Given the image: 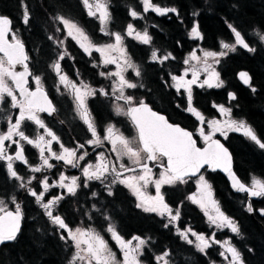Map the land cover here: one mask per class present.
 <instances>
[{
  "label": "flooded vegetation",
  "instance_id": "flooded-vegetation-1",
  "mask_svg": "<svg viewBox=\"0 0 264 264\" xmlns=\"http://www.w3.org/2000/svg\"><path fill=\"white\" fill-rule=\"evenodd\" d=\"M80 1L81 3L74 6V10L79 13L76 15H80L83 20L77 21L74 18L75 16H71L70 14L61 15L74 20L85 31V33L89 35V37L95 44H108L109 36L101 32L99 19H92V21L97 22V28L93 31L91 28L92 17L88 15V9L84 5L83 0ZM154 4L162 8H174V6L171 5L158 3ZM137 6L138 8H136V10L141 14L142 18L133 19L129 15L128 11L127 16H129L131 19L126 22L124 21V24H122V26L119 25L122 30L116 31L112 27H110L111 20H109L107 24V31L120 33L122 36H124L122 48L125 50L126 56L131 58V61L138 66V69L140 71V76H136L132 69H128L126 72H124V75L128 80L137 84L136 88H125V95L132 96L134 99V104L143 100L144 103H146L154 112L164 116L169 123L178 125L181 128L191 132L193 134V139H195L197 142L198 147H202L206 143L203 137L200 136V129L202 128L205 133H212V128L208 123L209 121H219L220 125L223 127L226 121L242 120L247 125L251 126L257 136L262 141H264V131L260 129L261 127L264 128V126H262L264 125V117L257 116L258 121L257 119L255 120L253 118L252 121L249 116L244 117L241 114L238 104L239 100L242 101V96H240L235 91V89H227V81L224 79V82L221 76L223 67L222 61L224 59H229L230 57L250 58L257 51H260L259 54H261L262 51H264V40H261L260 36L264 35V33L253 28L246 30L245 33H242L240 31L246 43H248L251 48H254L255 51L251 52L247 49H244L243 47L237 46L235 51H229L227 55L219 56L216 59L215 64H210L207 61V65L210 66V69L215 70V72L219 74V79L223 81V86H201L203 81L208 76V73L204 70L205 58L193 61L188 60L189 63L185 64V60H187L186 56H191L195 52L196 56L199 57L202 50L212 52L227 51L221 48V41L229 44H233L235 42L233 33L231 32V29L228 28V25L227 28L229 29L228 31L230 33L229 37L222 36L220 32L219 34H215L211 38H209L204 34L203 21L201 25L199 19L196 18V12L195 15L194 13L188 14V16L192 18L189 19L188 25H186L187 23H183L182 26L180 25V29H177L175 23L178 22L173 20L176 12H169L165 15H159L152 10L144 12L142 3ZM111 8L112 5L107 4V11L109 13ZM129 23L133 24L136 32L143 33L145 30H147L149 36L151 37L150 43L144 44L139 39L137 40L135 38V32L130 36L125 34V29L127 28V25ZM162 26L165 29L168 28L171 31L170 33L172 35L167 34ZM193 26L198 27V30L200 32L199 37L192 38V36H190ZM57 28H60L61 31L58 32ZM95 31L99 34L98 36H100L99 40L98 38L95 39L96 37L93 36V33ZM54 33V35L43 36L44 43L38 46L39 49H46V52L39 53L33 51V45L31 47H26L23 44L25 53L29 57L27 61L29 71L34 75L41 76L43 89L48 94L49 99L53 102L57 109V111L53 115H48L47 113H38L39 117L43 120L45 125L50 128L59 138V143H57L56 141L52 142V150L56 153H60L62 151L60 146L61 144H63L64 147L70 149L77 148V145L79 144H84V148L78 149V154L85 152L87 153L85 159L79 161V164L81 166L85 164H96L97 154L100 152H104L110 161H114L115 154L110 151L111 145L109 142L103 141L102 146L87 145L85 143L87 140L92 139L91 133L88 131L86 124L77 116L71 93L69 91H66L63 85H59L60 91H57L59 80L52 65L58 59L59 54L67 50L70 55L66 56L63 60L60 61L62 73L66 74L69 77L70 81H73L77 84H79L80 81H83L94 89L103 88L108 93L107 96L97 94L95 96L89 97L87 100V106L91 114V118L95 122L96 130L100 137L102 138L104 136L105 130L110 125H114L116 130H118L125 137L134 142V146H138V144L135 143L138 133L132 120L127 115L117 114L115 110L117 105H121L125 109L130 106L125 104L123 100L117 101L114 94L112 93L113 81L117 80L118 78L102 76L100 74L101 72L112 73L118 71L117 63H119L123 67L125 57H121L122 53H118V51H105L104 58H115L117 63L104 65L102 63L103 58L101 57V54L99 52L93 51L91 55H88L79 47L76 41L72 40L70 37H67L66 30H64L63 25L58 20ZM177 33H180V35L177 36ZM50 36L53 39H49ZM59 40H64V44H58L57 41ZM153 51H156L158 57L165 56L171 53L172 58H169L168 60H165L163 62L153 61L151 58ZM111 66L115 67L116 70H114ZM186 69L187 74H185ZM239 71H244L248 74L249 84H242L237 79V73ZM193 72L198 73V80L197 83L191 84L190 86L178 88L177 82L172 80L173 75H183L185 81L192 80ZM231 72H233V79L237 84L236 88L239 87L246 90L249 93L247 95L250 98L253 97L254 93H256V89L251 85V76L249 74V71L245 67L239 66L235 67L233 70H231ZM28 80L29 83L27 86L29 87V89L35 90L36 85L31 80V77H28ZM8 81L11 88H13L10 79ZM70 87L71 85L69 84V88ZM189 88L191 91L192 106L202 115L203 122H201V120H199L192 112L187 111L189 103ZM253 88L255 89V91L252 90ZM229 93H233L235 99H230ZM15 94L19 98L18 93L15 92ZM113 103H116V106L113 107ZM221 105L226 109H231V112L222 113L221 111H219L218 106ZM259 108L261 113L264 114V102L261 103ZM18 114L19 110L11 107V98L5 96L4 102L0 103V132H7L9 117L15 118ZM251 122L258 123L259 129L257 127L256 130L255 127L250 124ZM22 128L25 133L32 139H35L38 135H45V140L50 139V137H47L43 132V129L39 128L32 121H25L22 125ZM225 131H227V136L222 135L221 132H214L212 133V139L220 141L228 149L232 160V170L241 181V183H244L247 187H251L253 178L264 181V164L263 166L259 165L257 167L253 166L242 168L241 164L239 163V160H242V162L244 160L243 157L241 159V156H250L253 160L257 158L261 161H264V149H261L255 142L246 137L242 131H228L226 128ZM13 139L19 138L13 137ZM9 144H11V147L7 149V154L14 157L17 147L15 144H12L11 141H5L6 146ZM228 145L231 146V149H229ZM42 146L45 147V156H48L49 153L47 151L46 145L42 144ZM233 152H235V154H233ZM24 156L28 161L27 164L15 159L12 161L13 167L18 172V175L23 177L25 180L27 178L31 180V184L26 183L27 187L24 188L18 187V183L22 180H16L9 177L6 168L7 161L0 160V164L3 166L6 172L5 174L8 181H6V186L8 185L7 192H2V194L7 193V200H11L12 202V204H8V207L6 209H10L12 208L13 204L18 203L22 212L21 199L25 196L29 200L30 204L32 203L33 205L37 206L41 213L50 222L51 219L45 214V210L41 207V204L37 203L35 197L30 195L28 191V188H31L37 193L43 191L41 181L47 178L49 185L55 186H50L44 193L42 203H46L48 200H51L55 197L63 196L64 198L53 207L52 211L53 215H60L64 219L65 223L66 221H68L70 225L71 220L78 221L85 212L91 213V202L97 204L96 202L97 198L99 197L98 195H104L107 198L111 197V199L116 198L115 201L119 199L118 201H120L121 203L124 200V196L125 201L129 202L132 205L133 209L139 211V213L154 214L155 216H157L154 212H147L139 209L136 206L138 199L137 196L134 195L132 191L124 184L116 183L112 185L111 192L112 194L114 192H117L121 194L125 193L126 195L123 194V196L119 195L117 197L112 196V194L109 195L105 191V182L109 183L112 179L111 176H109L104 183H101L100 180L95 179L87 181L88 186L84 187L83 185L85 183V179L82 175L81 167H72L70 165L64 164L63 161L50 159L49 163L53 164L54 167H52L51 169L43 168L41 172H32L30 171L29 166H37L42 164L39 149L25 143ZM123 162L130 167L133 166L129 163L127 157H123ZM149 167H151L152 169L151 179L149 183L142 188V191L144 192L145 197H155V184L150 185V183L155 179L153 176L160 171L163 172L164 168L159 166V162H149ZM215 172L223 178L224 182L226 183L227 189L233 194V196H235L234 199L230 200L223 198L220 191L216 192L213 186L214 181L212 180V174ZM239 172H242V174H239ZM255 172H258L259 174ZM61 173H63L65 177L69 178L79 177L78 184L80 185V187L77 188L75 195L68 194L66 188H61L59 186ZM134 174L136 173H125V175ZM200 175H203L208 185H210L211 199L216 201L219 209L222 212L223 200L234 212L237 211L236 207L239 206L241 207L240 209L244 213H246V216L262 229V226H264L262 225L263 223L256 220L255 216L259 219H262V217L264 216V212L259 213V210H264V196H255L254 198H250L249 203L252 211H247V209L245 208V192H232L228 187L227 181L220 173H218L217 171H211L206 167H203L197 175L193 177H184V183L176 182L174 184L161 185L160 192L164 197V202L168 205L169 209H171L172 215H175L176 212L179 211L178 219L173 220L172 225H168V227L171 228V233H169L171 236L174 235L178 238L179 241L186 243L174 233L175 229L183 231L184 228L188 227L197 231V233H209V227L205 222L203 223V221L209 220V215H217L213 207L210 204H207L206 207L203 208V213L201 209L199 210L196 207V204L194 202L184 201L186 195H192L202 188L198 185L199 180L197 181ZM68 182L69 181L67 180L65 181V183ZM16 188H18L20 192L17 193ZM92 193H96V195L93 196ZM16 195H18V197ZM0 197L4 198V196L1 195ZM13 198L15 199V203H13ZM200 199L201 195L197 196V200L200 201ZM206 212L208 213L207 215ZM96 215L100 216V213L92 212L93 223H91L90 221V225L87 226L88 229H91V224L96 223L94 222L96 220ZM182 215L186 216L183 217V221L185 219L186 222L184 224H181V228H179L178 220ZM224 215L227 216L226 214ZM236 215L237 213H235L234 216ZM234 216L227 217L234 221L238 226L237 222L234 219ZM157 217L161 220L162 226L164 228H167L165 227L164 218L169 217V214L165 212L164 215ZM101 218L102 217L100 216L99 219ZM187 220L189 221V223H187ZM77 225L78 223L72 227L68 225V227L74 230V227ZM54 226L58 231H63L65 234H68L65 230L60 229L57 225ZM77 228L83 229L80 226L75 227V229ZM125 235L126 234H122L121 236L126 241L133 240V237H139L136 234H131L129 236ZM216 236L217 239L215 238V241H217L218 243H213L210 247L206 248L203 253L200 252L205 258H211L209 251L214 250L216 255L214 258H212L213 260H210V262L219 263L221 261L220 252L224 251L227 247V245L222 246V243L224 241H229L231 246L235 247L240 252V254L242 253L241 247L239 246V242L241 239L240 232L237 234L233 233L232 231L227 232L226 230H223L221 235L216 234ZM222 237H224V239H222ZM144 239L146 241V246L144 247V253L140 256L142 259H140V261L145 262V264H156L155 256L162 255L164 252H151L147 249V239ZM194 239L197 240L196 236L194 237ZM198 242L200 243V241ZM237 242L238 244H236ZM186 244L192 245L191 243ZM219 244L221 245L220 249L218 246ZM192 247L196 251H198L193 245ZM164 249L168 252L166 248ZM146 253H148V255L145 256ZM226 257L231 260L230 253L227 252Z\"/></svg>",
  "mask_w": 264,
  "mask_h": 264
},
{
  "label": "snow or ice",
  "instance_id": "snow-or-ice-1",
  "mask_svg": "<svg viewBox=\"0 0 264 264\" xmlns=\"http://www.w3.org/2000/svg\"><path fill=\"white\" fill-rule=\"evenodd\" d=\"M143 4L144 12L149 10L155 11L159 15H165L169 12L175 13L176 8H162L151 0H141ZM84 5L88 9V15L91 17H96L99 13L98 19L101 25V32L114 38L115 43H109L105 45H97L88 34L71 18H66L63 15L55 17L66 30L67 37L76 41L79 47L88 55H91L93 51L99 52L101 54L102 63L104 65L110 63H117L115 58H104L105 51H116L117 48L121 53H125L122 47H119L123 43L124 36L120 33H113L107 31V24L110 20V13L107 11L106 0H96L94 5L95 11H93V4L89 3V0H83ZM129 15L133 19L142 18L141 14L135 10L130 9ZM195 15V13H194ZM30 16L25 6L23 13V22L27 24L29 22ZM11 21L8 17L0 15V103H3L5 96L11 98V107L19 110V114L15 117H9L8 119V129L7 132H0V160L7 161L6 168L10 178L16 180H23V177L18 175V172L14 169L12 161L18 160L25 164L28 163L24 156V144L32 145L39 149L40 158L42 161L41 165L29 166L32 172H41L43 168L51 169L54 167L53 164L49 163L50 159H55L56 161H63L64 164L70 165L72 167H81L82 175L85 179L84 187H87V181L90 180H100L104 183L109 176L112 177L111 182L105 186L108 188V194L111 195V185L120 183L128 187L134 195L137 196L138 200L141 202L137 204V207H143L144 211L158 212L160 215H164L165 212L169 214L170 222L177 220L179 217V211L175 215H172L171 209L164 202V197L160 192L162 184H174L176 182L184 183V177L195 176L204 165L209 167L222 168L226 171L233 181V187L238 191L248 192L250 196H264V181L257 180L253 178L251 187H246L244 183H241L239 179L231 172V156L227 150L219 141L212 139V133L221 132L222 135L227 136V131H242L243 134L248 137L251 141L255 142L261 149H264V141H262L251 126L247 125L244 121L229 120L226 121L224 126L220 125L219 121H209V126L212 128V133H205L204 130L200 129V136L203 137L206 142V147L200 148L197 146V142L193 139V134L178 125L169 123L168 120L158 113L154 112L143 100L134 104V99L132 96L125 95L124 89L136 88L137 84L128 80L124 72L128 69H132L136 76H140V71L138 66L131 61L130 57L125 54L124 66L122 67L117 63L118 71L112 73L101 72L102 76L116 77L117 80L113 81L112 93L117 101L123 100L125 104L130 105L126 109L121 105H117L115 110L117 114H124L130 117L135 128L137 129V140L134 146V142L129 138L125 137L122 133L115 129L114 125H110L106 130L104 136L101 138L98 134L95 126L94 120L91 118L87 106V100L91 96L97 94L107 96L108 93L103 89H94L87 83L80 81L79 84L70 81L66 74L62 73L60 61L66 56H69L67 50L61 52L58 56L56 62L52 65L54 71L56 72L59 80L57 86V91H60V86L63 85L66 91H69L72 95L75 110L77 116L86 124L88 131L91 133L92 139L87 140L85 143L87 145L102 146L103 141H107L111 145L110 151L115 154V160L110 161L104 152L97 154L96 164H85L81 166L79 161L84 160L87 153L78 154V149L84 148V144L77 145V148H66L61 144L62 151L56 153L52 150V142L56 141L59 143V138L56 134L48 128L43 120L39 117L38 113H47L48 115H53L57 109L53 102L49 99L48 94L44 91L42 85V78L40 75H34L29 71L27 61L29 59L28 55L24 51L23 43L18 39L15 33L12 32L10 27ZM228 28L234 36V43L229 44L221 41V48L227 51L204 52L205 57V71L208 73L207 78L203 81L201 86L207 85L208 87H222L223 81L219 79V74L215 70L210 69L207 65L208 57H219L225 56L229 51H235L237 46L243 47L248 51L254 52L255 49L251 48L248 43H246L241 32L237 30L232 24H228ZM57 31H61L57 28ZM135 32V38L139 39L144 44H149L151 37L149 36L147 30L143 33L136 32L132 23L127 25V35H133ZM9 33H11V42L7 38ZM190 36L196 38L200 36V32L197 26H193L191 29ZM261 40H264V35L260 36ZM49 39H53L51 36ZM58 44L63 45L64 40L57 41ZM152 60L163 62L171 57V53L165 56L158 57L156 51L152 52ZM193 60H199L195 52L190 57ZM189 61L185 60V64ZM16 65H22L23 71H15ZM187 74V69L185 70ZM28 77L35 83V90H30L27 86L29 83ZM241 79L245 84H249V78L247 73H240ZM11 80L15 84V90L19 92V98L15 94L13 88H11L7 80ZM172 80L177 82V87H187L191 84L197 83L198 73L193 72V79L189 81L184 80V76H172ZM69 84L71 87L69 88ZM255 91V89H252ZM188 108L187 111L192 112L201 122H203L202 115L192 106L191 103V91L188 89ZM230 99H235L233 93H229ZM219 111L222 113H230L231 109H226L222 105L218 106ZM25 121L34 122L39 128L43 129V132L49 140H45V135H38L35 139L30 138L22 128ZM13 137H18L19 139H13ZM5 141H11L15 144L17 150L15 156L7 154V149L11 147V144L5 145ZM49 153L45 156V147ZM123 157H127L128 161L132 167L126 165L123 162ZM166 161V162H165ZM149 162L156 163L159 162V166L164 168L161 172L160 178L153 181L156 187L155 197H145L142 188L146 186L151 179L152 169L149 167ZM125 173H136L134 175H125ZM69 181L65 183V181ZM79 177H65L61 173L59 186L61 188H66L67 193L70 195H75L77 188L80 187L78 184ZM28 184H31V180H28ZM43 191L37 193L36 191L28 188L29 194L34 196L37 203L41 204V207L45 210V214L51 219L54 225H57L60 229L65 230L68 235H61V239L68 241L71 240L73 246L77 249L74 253L72 260L69 264H76L77 261H83L84 264H140L138 255L141 254L140 250L142 246L146 244L144 239L140 237H133L136 240L135 245L132 244V240H124V238L119 234L115 226L111 223L107 226V231L111 234L112 238L117 242L121 251L123 252V261L117 262L115 253L109 248L107 241L104 237L96 232L94 229H80L77 228L72 230L65 223L64 219L60 215H53V207L59 203L64 197L59 196L46 203H42L44 198V193L48 190L50 186L47 178L41 181ZM199 186H202L206 191L202 192L201 200L196 201L194 197H190L193 202H199L202 208H205L207 204H210L215 212L216 216L209 215V220L212 224L216 225L218 228L223 227L225 224L231 229L233 233H239V228L234 221L229 217L225 216L224 213L219 209L215 200L211 199L210 185H208L203 175L199 176ZM20 187H27L26 184L21 183ZM93 196L96 193H92ZM3 201L0 200V212L4 215L0 216V244L5 242L14 241L20 231V220L22 218V212L19 204L16 206L15 212H10L3 207ZM13 203L15 199L13 198ZM248 211H252L251 206H249ZM264 212V210H262ZM208 213L206 212V215ZM109 219V217H105ZM219 221V223H218ZM165 227H168L166 224ZM190 229L180 231L178 233L181 235L182 239H187V233ZM196 236L200 243L197 244V248L200 251H204L206 248L210 247L209 240L213 243H218L215 241L214 237L205 238L201 234L192 233ZM188 243H192L188 240ZM223 245H227L226 251L231 254L230 264H243L240 252L231 244L229 241H224ZM169 253L165 251L162 255L156 257L157 264H168L166 257ZM221 256H224V252H221Z\"/></svg>",
  "mask_w": 264,
  "mask_h": 264
},
{
  "label": "trees",
  "instance_id": "trees-1",
  "mask_svg": "<svg viewBox=\"0 0 264 264\" xmlns=\"http://www.w3.org/2000/svg\"><path fill=\"white\" fill-rule=\"evenodd\" d=\"M151 2L171 5L177 9L173 18L179 23H175L177 29H180V25L182 26L183 23L188 25L189 19H192L188 14L196 12V18L199 19L201 25L203 21L204 34L209 38L220 32L222 36L229 37L228 24H232L242 33L252 28L264 33V0H151ZM79 3H81L80 0H0V14L10 19L12 32L26 47L33 45V51L43 53L46 52V49H39L38 46L44 43L43 36L55 34L54 31L57 25L55 17L61 14H70L75 16L74 18L77 21L83 20L80 15H76L79 13L74 10V6ZM106 3L112 5L110 9V27L119 31L122 30L119 25L122 26L124 21L131 19L127 16V12L130 9L136 10L141 0H106ZM25 6L30 16L27 24L23 22ZM92 19L91 28L94 31L97 28V22L92 21ZM163 29L167 34L172 35L168 28L163 27ZM98 35L96 31L93 33L95 39L98 38L99 40L100 36ZM176 35L178 36L180 33ZM9 36H11V33H9ZM259 52L257 51L250 58L230 57L222 61L221 76L223 81L224 79L227 81V89H235L242 96V101L239 100L238 103L241 114L244 117L249 116L252 121L253 119L258 121L259 116L264 117L259 108L261 103L264 102V51L261 54ZM239 66L245 67L249 71L251 85L256 89V93L251 98L247 95L249 93L246 90L236 88L237 84L233 79L231 70ZM250 124L257 130L258 123L251 122ZM260 129L264 131L263 127ZM228 147L231 149V146L228 145ZM242 157L244 158L243 162L239 160L242 168L263 166L264 164V161L257 158L253 160L250 156H241V159ZM5 173L3 166L0 164V195L7 198V193L2 194V192H7L8 189ZM239 174H242V172H239ZM212 175L216 192L220 191L223 198L234 199L235 196L227 189L223 178L216 172ZM16 191L17 193L20 192L18 188H16ZM123 194L114 192L112 196H123ZM16 196L18 197V195ZM98 196L96 203L101 208L98 213H100V216L106 213L109 216L108 223H112L119 234H126L125 236L136 234L139 237L146 238L147 249L153 253L165 252L164 248H166L169 253L170 264H209L210 260L215 257L214 250L209 251L211 258H205L192 245L179 241L174 235L171 236L169 234L171 228H164L157 216L139 213V211L133 209L129 202L125 201L124 196L122 203L118 201L119 199L115 201L116 198L111 199V197L107 198L104 195ZM222 204L223 212L227 216L233 217L237 213L234 219L238 224L241 236L239 246L242 250L241 259L243 263L264 264V226L261 229L249 219L246 213L240 209L238 203V207L235 206L236 212L230 209L224 200ZM21 207L20 231L14 241L0 246V264H69L72 253L71 243L60 238L61 235L66 236V234L63 231H58L55 226H51L37 206L30 204L25 196L21 199ZM100 216L96 215V223L98 221L102 223L103 219H99ZM184 216L182 215L178 220L179 228H181V224L186 222L185 219L183 221ZM255 219L261 221L264 225V216L262 219L255 216ZM66 223L70 227L76 224L74 221H70L71 225L68 221ZM187 223H189L188 220Z\"/></svg>",
  "mask_w": 264,
  "mask_h": 264
},
{
  "label": "rangeland",
  "instance_id": "rangeland-1",
  "mask_svg": "<svg viewBox=\"0 0 264 264\" xmlns=\"http://www.w3.org/2000/svg\"><path fill=\"white\" fill-rule=\"evenodd\" d=\"M89 3H91V4H93V11H95V7H94V5H95V3H96V0H89ZM142 3V2H141ZM98 15H99V13H97V16L96 17H92V18H94V19H96V20H98ZM127 33V28L125 29V34ZM130 36V35H129ZM137 39V38H136ZM138 40V39H137ZM108 42L109 43H115V41H114V38H112V37H110L109 36V40H108ZM108 43V44H109ZM97 45H103L102 43L101 44H97ZM105 45V44H104ZM119 47H122V45L121 46H119ZM106 51H108V50H106ZM116 51H118V53H121V51L119 50V48H117V50ZM115 51V52H116ZM110 52H112V51H110ZM204 52H206V51H201V55L199 56V59H203V58H205L204 56H203V54H204ZM121 57H125V53H123V55L121 54ZM191 56L190 55H187L186 56V59L187 60H189V61H193V59H191L190 58ZM218 57H216V58H213V57H208L207 58V61L211 64V63H214L215 64V62H216V59H217ZM213 64V65H214ZM111 67H113V66H111ZM113 69L114 70H116V68L115 67H113ZM7 83H8V85L10 86V84H9V81L7 80ZM11 87V86H10ZM114 106H116V103H113V107ZM161 172L162 171H160V172H158V173H156L153 177L155 178L153 181H155V180H157V179H159L160 178V174H161ZM28 178L25 180L24 178H23V180L22 181H20L19 183H18V187L19 188H22V187H20V184L21 183H24V184H26L27 182H28ZM199 180V177H198V179H197V181ZM105 182V181H104ZM111 182V181H110ZM109 182V183H110ZM106 184H109V183H107V182H105ZM112 185H114V184H112ZM111 185V186H112ZM150 185H154V182H151L150 183ZM202 187V186H201ZM204 190L205 189H203V187L201 188V189H199L197 192H195L194 194H192V195H186L185 196V199H184V201H191V202H193V200L192 199H190V197H194L195 199H196V201H198L197 200V196H199V195H201L202 196V192H204ZM105 191L108 193V188L107 187H105ZM130 191V190H129ZM131 194V193H130ZM0 200H2L4 203H3V207H5V209L8 207V204H12V202H11V200H7V198H1L0 197ZM201 200V199H200ZM141 201L140 200H138L137 199V203H136V206H137V204L138 203H140ZM195 204H196V207L200 210H202L203 211V208L200 206V203L199 202H194ZM139 209H141V210H143L144 211V208L143 207H138ZM100 206L99 205H97V204H95V203H92L91 202V213H89V212H85L83 215H82V217H80V219L78 220V221H76V220H71V221H74V222H76V224L78 223V225L77 226H80V227H82L83 229H88L87 228V226H89L90 225V221H91V223H93L92 222V220H93V218H92V212H98V211H100ZM148 212V211H147ZM157 216H161L158 212H154ZM203 213H204V211H203ZM101 219H103V221H102V223H101V221H98V223H94V224H91V229H94L96 232H98V233H100L103 237H104V239L107 241V243H108V246H109V248L112 250V252L113 253H115V256H116V260H117V262H122L123 261V252L121 251V248L119 247V245L117 244V242L112 238V236H111V234L106 230L107 229V226H108V219H105V217H109V216H107L106 214H102L101 215ZM204 217H205V215H204ZM164 220H165V225L167 224V225H172V221L170 222V217H165L164 218ZM84 222H86V223H84ZM94 222H96V220L94 221ZM206 223L207 225H208V227H209V233L208 234H205V233H197V231H195V230H193V229H191V228H188V227H186V228H184V230H187V229H190L191 231L190 232H188L187 233V239H182L181 238V235L178 233V229H175V234L176 235H178V237L183 241H185L186 243H188V240H191L192 241V245L199 251V252H201V253H203L202 251H200L198 248H197V244L199 243L197 240H195L194 239V235H192V233H197V234H201V235H203L205 238H208V237H214V239L216 238L217 239V236H216V234H220L221 235V233H222V231L223 230H226L227 232H230L231 230L229 229V227L225 224L223 227H220V228H218L216 225H214V224H212L209 220H204L203 221V223ZM218 223H219V221H218ZM112 224V223H111ZM50 225L51 226H54V224L50 221ZM77 226H75V227H77ZM75 227H74V230H75ZM230 231H229V230ZM183 230V231H184ZM68 234H66V236H67ZM141 239H144V238H141ZM222 239H224V237H222ZM145 240V239H144ZM70 243H71V249H72V253H71V255H70V258H69V262L72 260V257H73V255H74V253L77 251V249L73 246V243H72V241L71 240H68ZM137 243V241L136 240H132V244L133 245H135ZM209 243H210V246L213 244V242L211 241V240H209ZM146 246V244L144 245V246H142V248H141V250H140V252H141V254H139L138 255V259H139V261H140V259H141V255L144 253V247ZM219 246V249L221 248V245L219 244L218 245ZM218 252H219V250H218ZM222 252H224V256H221V261L219 262V263H215V262H210L209 264H230V261L231 260H229L227 257H226V255H227V252H226V250H224V251H222ZM155 255V254H154ZM154 255H153V258H154ZM220 255H221V252H220ZM157 256H159V255H156L155 256V263L157 264V260H156V257ZM166 259H167V261H168V264H169V259H168V257H166ZM142 260V259H141ZM145 264V262H143V261H140V264ZM76 264H84V262L83 261H77L76 262ZM161 264H162V262H161Z\"/></svg>",
  "mask_w": 264,
  "mask_h": 264
},
{
  "label": "water",
  "instance_id": "water-1",
  "mask_svg": "<svg viewBox=\"0 0 264 264\" xmlns=\"http://www.w3.org/2000/svg\"><path fill=\"white\" fill-rule=\"evenodd\" d=\"M0 15H2V14H0ZM2 16H5V15H2ZM7 17V16H6ZM10 27H11V25H10ZM8 39H9V41L11 42V36H9L8 35V37H7ZM24 51H25V49H24ZM24 69H23V66L22 65H16V67H15V71H23ZM242 72H244V71H239L238 73H237V79L242 83V84H245L244 83V81L241 79V77H240V73H242ZM244 73H246V72H244ZM11 81V80H10ZM11 83H12V85H13V89L15 90V84L11 81ZM15 92H17L18 93V95H19V92H18V90H15ZM175 125V124H174ZM213 140H216V139H213ZM218 141V140H217ZM220 142V141H219ZM221 143V142H220ZM222 144V143H221ZM223 145V144H222ZM207 145H206V143L202 146V147H200V148H204V147H206ZM224 146V145H223ZM225 147V146H224ZM226 148V147H225ZM228 150V149H227ZM229 152V151H228ZM230 154V153H229ZM166 162V161H165ZM203 167H206L207 169H209V170H211V171H217L218 173H220L224 178H225V180L227 181V184H228V187H229V189L232 191V192H244V191H238L236 188H234L233 187V181H232V179H230V177H229V175H228V173L226 172V171H224L222 168H215V169H213L212 167H209L208 165H204ZM202 167V168H203ZM201 168V169H202ZM200 169V170H201ZM231 172L235 175V177L238 179V177L236 176V174L233 172V170H232V160H231ZM199 173V172H198ZM197 173V174H198ZM196 174V175H197ZM191 177H193V176H191ZM247 187V186H246ZM245 194H246V201H245V208L247 209V211H248V208H249V206H250V203H249V199L250 198H254L255 196H250L249 195V193L248 192H245ZM17 204L18 203H15V204H13V206H12V208H10V209H6L7 211H10V212H15V210H16V206H17ZM259 213H262V210H259ZM2 215H4V213H2V212H0V216H2ZM22 219V218H21ZM20 226H21V220H20ZM9 242H12V241H9ZM9 242H5V243H9ZM4 243V244H5ZM2 244H0V246H1Z\"/></svg>",
  "mask_w": 264,
  "mask_h": 264
}]
</instances>
